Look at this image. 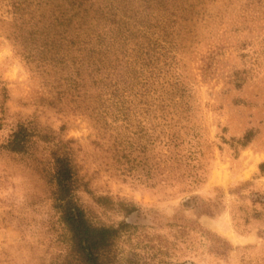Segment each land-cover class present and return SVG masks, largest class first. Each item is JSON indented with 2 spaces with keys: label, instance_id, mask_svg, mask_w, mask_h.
Listing matches in <instances>:
<instances>
[{
  "label": "rangeland",
  "instance_id": "obj_1",
  "mask_svg": "<svg viewBox=\"0 0 264 264\" xmlns=\"http://www.w3.org/2000/svg\"><path fill=\"white\" fill-rule=\"evenodd\" d=\"M1 3L0 264H53L66 250L54 207L52 151L61 140H71L90 220L129 225L115 239V264H264V0H216L187 28L177 65L190 117L179 133L198 159L181 183L154 170L166 146L153 142V109L149 118L139 104L131 124L108 114L106 131L85 93L24 54ZM27 122L38 134L25 151L8 150Z\"/></svg>",
  "mask_w": 264,
  "mask_h": 264
},
{
  "label": "trees",
  "instance_id": "obj_2",
  "mask_svg": "<svg viewBox=\"0 0 264 264\" xmlns=\"http://www.w3.org/2000/svg\"><path fill=\"white\" fill-rule=\"evenodd\" d=\"M215 1L0 0L10 15V36L23 45L24 54L38 56L44 67L55 68L58 81L70 83L79 93L76 95L85 93L90 100L89 115L106 131L114 128L108 125V114L112 121L120 118L131 124L139 104L145 105V114L153 109V142L166 146L165 152L156 156L154 170L165 180L179 183L191 176L186 171L188 160L198 157L196 146L182 147L185 138L179 133L186 112L187 120L190 117V101L178 71L177 54L180 47L187 46L184 41L188 40V26L195 25L194 15ZM0 21L4 19L0 17ZM86 84L89 92H84ZM139 133L141 137L147 135L146 131ZM37 134L29 122L20 123L6 146L10 151L23 152ZM196 137L192 134L188 141ZM251 138L250 131L242 143ZM70 143L61 140L52 151L54 207L66 245L53 264H115V239L129 225L90 220L77 197L79 172ZM165 155L167 164L161 160ZM163 164L168 166L166 172H160ZM146 174H151L150 170ZM190 182H196L195 178Z\"/></svg>",
  "mask_w": 264,
  "mask_h": 264
}]
</instances>
